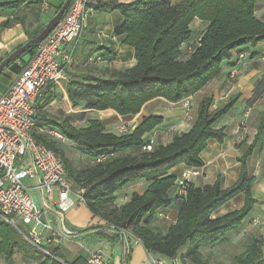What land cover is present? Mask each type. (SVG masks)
<instances>
[{
	"label": "trees",
	"instance_id": "obj_1",
	"mask_svg": "<svg viewBox=\"0 0 264 264\" xmlns=\"http://www.w3.org/2000/svg\"><path fill=\"white\" fill-rule=\"evenodd\" d=\"M63 1L0 3V12L13 10L12 18L2 21L0 28L21 24L27 40L31 39ZM256 2L87 0V6L95 12L117 10L120 13L122 21L113 34L123 35L122 43L133 49L135 63L128 68L115 69L110 64L117 54L110 46H90L85 53V63L101 66L100 73L86 72L70 77L65 88L69 103L83 105V109H112L126 116L139 113L146 102L155 98L176 103L196 93L218 75L221 63L231 58L233 50L264 39V22L254 14ZM195 18L206 23L203 29L191 28ZM36 49L37 45L32 46L22 54H27V58L21 55L10 62L0 72V81L9 83ZM262 87L259 84L252 90L249 103L263 92ZM48 96L44 95L38 106L37 126L43 131L36 137L61 157L74 189L83 190L81 195L86 207L113 229L110 238H117L120 231L125 230L137 238L153 258L177 256L181 264L185 260L191 264H208L201 249L225 245L241 230L243 219L255 204L254 177L247 172L246 158L255 147L264 145V111L256 116L252 142L243 147L238 157L241 170L232 185L223 187L221 174L211 184L196 186L185 180L180 185L170 169L182 163L194 169L203 165L200 154L207 141L222 142L226 136L224 128H215L214 123L229 112L237 95L216 109H210L212 97L202 98L190 129L174 134L166 144H153L151 150L144 149L150 142L145 134L161 124V116H144L130 131L116 134L108 132L97 118L87 119L82 126L73 124L83 120L84 111L50 117L42 110L44 104L41 105ZM49 130H56L74 144L88 158V164L72 167ZM139 180L147 182L144 192L131 193L127 202L117 206L115 192L125 184ZM239 193L244 196L240 208L211 217L215 209ZM174 199H180L176 222L162 233L152 224V215L156 209L171 205ZM19 238L25 241L13 227L0 221L1 251L12 250ZM263 247L264 235L253 236L242 252L232 256L231 264H264ZM32 250L37 254L36 264H64L42 255L33 247ZM53 252L59 256L57 248ZM70 264L87 263L77 258Z\"/></svg>",
	"mask_w": 264,
	"mask_h": 264
},
{
	"label": "crops",
	"instance_id": "obj_2",
	"mask_svg": "<svg viewBox=\"0 0 264 264\" xmlns=\"http://www.w3.org/2000/svg\"><path fill=\"white\" fill-rule=\"evenodd\" d=\"M8 1L13 0H0V3ZM119 1L129 2L132 0ZM177 1L180 0H173V2ZM12 13L13 10L0 12V23L6 19H11ZM254 14L257 19L264 22V0H257ZM121 21L122 17L117 10L95 12L79 42V49L84 47L86 50L87 47L88 50L90 46L108 45L117 54L116 59L110 64L111 67L124 69L134 65L133 49L122 43L123 35L113 34L114 28ZM205 25L206 23L195 18L191 28L203 29ZM112 37L115 39L112 40ZM26 40L21 24L1 27L0 60ZM74 61L75 59L68 71L69 78L84 72L80 71L82 68L74 67L76 64ZM84 65H86L85 61ZM259 84L263 86V92L256 100L249 103L252 90ZM5 88L0 87V93ZM235 95L238 98L233 107L214 123L215 128H224L225 138L222 142L213 139L207 141L206 148L200 154L203 165L199 168V174L191 176L188 180L196 186H203L213 183L216 177L221 174L223 187H228L236 181L240 174L241 165L238 157L243 147L252 142L256 132V116L264 111V39L255 44L248 43L233 50L231 58L221 63V70L217 76L196 93L176 103L166 101L163 98H155L146 102L139 113L121 116L112 109L95 110L83 109V105L72 106L65 90L54 88L41 105L44 104L42 110H45L49 104L62 102L67 107L68 114L84 111L83 120H76L73 124L84 122L90 118H97L104 123L108 132L116 134H118L117 130L123 122L128 123V126L131 123L133 128L144 116L161 115L163 122L145 134V137L147 139L152 138L154 144H166L171 141L174 134L190 129L202 98L212 97L210 109H216ZM185 99H188L191 105L192 111L189 110L191 112L189 115L183 108ZM246 167L248 174L254 177L252 194L255 198V204L243 219L241 230L233 235L231 241L249 235L247 244L253 236L264 235V145L255 147L251 151L246 158ZM187 168L188 166L182 163L171 168L169 172L174 175L175 181H178ZM146 186L147 182L144 180L125 184L115 192V204L119 206L127 202L131 193H142ZM75 190L73 187V192L70 195L75 204L64 213L63 219V224L71 230V233L55 247L58 249V257L64 264H70L77 258L86 260L92 251H99L107 260L122 264H153L151 255L142 243L127 231L125 236L119 233L117 238H110L114 234L113 229L107 227L104 221L94 216L84 203L77 202ZM32 197L37 209L41 212L42 219L51 220L53 227L59 229L61 221L56 218L54 206L50 204V208L45 209L41 204V193L40 195L36 193ZM243 201L244 196L239 193L215 209L211 213V217L215 218L234 211L243 205ZM179 205L180 199H174L171 205L156 209L152 215V224L157 226L162 233H165L169 226L175 224ZM103 235L108 236V238ZM25 241L19 238V243L12 250L11 248L7 250V253H5L6 250H0V264H36L34 258L37 254L33 253L34 250H32L30 243Z\"/></svg>",
	"mask_w": 264,
	"mask_h": 264
},
{
	"label": "built area",
	"instance_id": "obj_3",
	"mask_svg": "<svg viewBox=\"0 0 264 264\" xmlns=\"http://www.w3.org/2000/svg\"><path fill=\"white\" fill-rule=\"evenodd\" d=\"M94 13L87 6V0H73L57 25L37 44L35 54L0 93V221L13 227L42 255L59 262L62 260L53 249L71 233L63 219L64 213L75 204L70 197L73 184L61 157L36 137L43 131L37 126L38 106L42 97L54 88L65 90L76 44ZM189 104L185 99L183 106L187 110ZM125 127V123L122 124L121 132H126ZM48 133L57 140L64 139L56 130ZM151 148L152 142L144 147ZM198 174L199 169L188 167L177 183L181 185ZM25 179L32 183H25ZM30 188L40 190L45 209H49L50 204L54 206L56 218L61 221L59 229L53 227L51 220L42 219L28 193ZM82 192V189L75 190L79 203H84ZM151 260L153 264H181L177 256L151 257ZM85 261L87 264H122L107 260L99 251L90 252Z\"/></svg>",
	"mask_w": 264,
	"mask_h": 264
},
{
	"label": "rangeland",
	"instance_id": "obj_4",
	"mask_svg": "<svg viewBox=\"0 0 264 264\" xmlns=\"http://www.w3.org/2000/svg\"><path fill=\"white\" fill-rule=\"evenodd\" d=\"M82 37H83V35L81 36V38ZM81 38L79 39L78 43L76 44L74 55H73V60L75 59L74 62L76 63V64H74V67L77 68V66H78L79 68H82V70H80V71H84V72H82L83 74L86 73V72H92V73H96L97 74V73H99V71L101 69L98 65H94V66L84 65V61H85L84 57H85V53H86L87 47H86V50H84V47L79 49L80 46L78 44H79ZM21 57L22 58H26L27 54H24ZM81 63H83V64H81ZM7 85L8 84H5V83L0 81V87L1 88L2 87H7ZM183 108L185 109V112L188 113V115L191 113L190 111H192L190 104H189V107H188L189 109L188 110L185 107H183ZM45 111L48 113V115L50 117H57V118L63 117V116H65V115H67L69 113V112H67V107H65L62 104V102H59L58 104L57 103L49 104L48 106H46ZM159 116H161V115H159ZM162 119H163V117H162ZM162 122H163V120H162ZM124 123H125V126H126L125 127L126 128V132L130 131L132 129L131 123L129 122L130 123L129 126H128V123H126V122H123L120 125L122 126V124H124ZM76 124L78 126H82V125L86 124V121L78 122ZM117 131H118V133H121L120 128ZM149 140H150V142H152V145H153L154 144V140L152 138H150ZM57 141H58V147L63 150L65 158L68 160L69 164L72 167L81 168V167H83V166L88 164V158L85 157L81 153V151L74 144L70 143L66 139L57 140ZM24 182L25 183H30V181H28L27 179H25ZM28 193L30 195H34L36 193L40 195V190L38 188H30L28 190ZM53 197L56 198V193L55 192L53 193ZM248 239H249V235H247L246 237H240V238H238V239H236L234 241H231V242H229V243H227L225 245L216 246V247H204V248L201 249V252H202L203 257L206 258L208 264H231L232 256L234 254L240 253V252H242L244 250L245 244L248 241ZM263 250H264V247H263ZM181 251H183V249ZM182 264H191V263L188 260H185V261L182 262Z\"/></svg>",
	"mask_w": 264,
	"mask_h": 264
},
{
	"label": "water",
	"instance_id": "obj_5",
	"mask_svg": "<svg viewBox=\"0 0 264 264\" xmlns=\"http://www.w3.org/2000/svg\"><path fill=\"white\" fill-rule=\"evenodd\" d=\"M73 0H64L60 8L46 21L43 28L40 32L32 37L31 39L26 40L24 43L19 45L5 57L0 60V72L12 61L20 57L23 53L29 50L32 46L40 43L50 31L57 25L58 21L61 19L64 12L68 9ZM37 207V205H36ZM120 233L125 236V231L121 230Z\"/></svg>",
	"mask_w": 264,
	"mask_h": 264
}]
</instances>
